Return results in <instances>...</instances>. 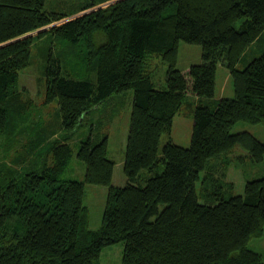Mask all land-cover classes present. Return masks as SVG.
I'll list each match as a JSON object with an SVG mask.
<instances>
[{
	"label": "trees",
	"instance_id": "16d2710c",
	"mask_svg": "<svg viewBox=\"0 0 264 264\" xmlns=\"http://www.w3.org/2000/svg\"><path fill=\"white\" fill-rule=\"evenodd\" d=\"M87 2L68 12L48 9L47 0H0V136L32 106L18 79L37 36H61L76 62L65 68L49 52L45 102L58 101L56 117L31 140L34 162L25 171H0V264H97L103 248L119 242L121 264H264L250 246L264 232V176L247 180L242 194L225 185L237 147L264 162L263 141L231 131L239 121L264 124V0H117L25 36L94 5ZM182 40L202 45L201 63L177 67ZM250 48L256 56L246 61ZM155 57L168 65L164 87L154 81ZM219 64L231 73L233 97L213 98ZM131 89L127 182L119 186L101 114ZM189 95L198 96L191 146L170 138L160 151ZM85 126L76 156L86 172L78 180L68 175L70 138ZM59 131L62 140L47 141L52 160L38 163L36 153ZM87 184L108 186L97 229L89 227Z\"/></svg>",
	"mask_w": 264,
	"mask_h": 264
},
{
	"label": "rangeland",
	"instance_id": "374dc122",
	"mask_svg": "<svg viewBox=\"0 0 264 264\" xmlns=\"http://www.w3.org/2000/svg\"><path fill=\"white\" fill-rule=\"evenodd\" d=\"M87 1L94 3L89 9L77 11L69 14L60 20H57L45 27L42 30H35L25 36H36L44 29L48 30L54 25H59L71 18H76L83 14L89 13L95 9L103 8L114 3L115 0H47V8L51 10H61L73 12L80 8ZM116 2V1H115ZM35 43L32 48V57L30 64L24 69L20 70L18 79L19 89L22 91L23 99L30 101L32 106H28L27 115L21 123L12 129V132H4L0 136V171H11L18 174L25 171L27 162H34L31 155H29V148L32 139H37L40 134V129L43 123H47L56 117V111L59 109L57 100L50 103L45 102V68L48 64V54L51 50L56 56L63 59L65 68L70 67V64L75 65L74 58L69 56L68 50L72 46H68V42L57 35L56 33L47 32L41 37L35 38ZM81 50V49H79ZM254 48H250L245 55L244 60H251L256 55L253 54ZM259 50V49H258ZM76 58V57H75ZM157 62L158 72L154 76V81L158 87L166 86V75L168 65L162 62L160 57H155ZM161 61V62H160ZM203 61V47L200 44L189 43L184 40L180 42L177 67L186 69L192 64L201 63ZM244 62L239 63V67H244ZM82 67V65H78ZM86 76L84 72L79 74ZM235 94L233 79L229 69L219 64L217 68L216 90L214 99L223 97H233ZM115 96V97H114ZM113 103L105 109L104 114L108 119L105 124V129L109 133V156L116 162L113 183L123 186L127 179L124 173V160L126 155L127 138L131 123V114L133 107L134 90L131 89L127 94H115ZM198 103V96L189 95L183 103L179 112L175 115L173 120V127L171 134L164 133L161 140L160 151L164 144L171 138L175 143L190 147L192 139V131L194 124L195 107ZM86 129H81L75 133L70 141L74 146L75 153L70 161L69 178L84 180L86 172V164L78 156L76 152L78 149V142L87 136L89 126ZM46 128V127H45ZM101 130L104 127L100 128ZM233 133L241 131H249L257 138L264 142V124L251 123L248 121H239L231 129ZM66 132L59 131L57 135L51 138H46L43 145L36 154L38 156L37 162L43 161L44 157L48 161L52 157H48L47 141L62 140V136ZM34 145H37L34 143ZM41 145V144H40ZM40 152V155L38 154ZM246 151L240 146L234 149L231 157L233 163L227 170L225 177V185L232 194H242L246 185V181L264 176V162L255 163L250 158H246ZM44 155V156H43ZM241 156V158H238ZM201 187L200 182L198 188ZM108 193V186L100 184H87L85 203L89 210V227L97 229L102 224V217L106 205ZM251 248L262 253L264 258V232L261 236L255 237L250 242ZM124 252V243L119 242L108 245L103 248L100 259L97 264H121Z\"/></svg>",
	"mask_w": 264,
	"mask_h": 264
},
{
	"label": "water",
	"instance_id": "95a60500",
	"mask_svg": "<svg viewBox=\"0 0 264 264\" xmlns=\"http://www.w3.org/2000/svg\"><path fill=\"white\" fill-rule=\"evenodd\" d=\"M115 1H117V0H115ZM115 1H114V2H115ZM39 30H42V28H41V29H39Z\"/></svg>",
	"mask_w": 264,
	"mask_h": 264
},
{
	"label": "clouds",
	"instance_id": "9594fccd",
	"mask_svg": "<svg viewBox=\"0 0 264 264\" xmlns=\"http://www.w3.org/2000/svg\"><path fill=\"white\" fill-rule=\"evenodd\" d=\"M39 30V29H38Z\"/></svg>",
	"mask_w": 264,
	"mask_h": 264
}]
</instances>
